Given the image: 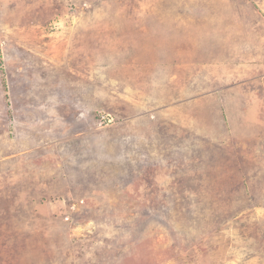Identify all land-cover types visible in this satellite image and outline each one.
Here are the masks:
<instances>
[{"label": "rangeland", "instance_id": "rangeland-1", "mask_svg": "<svg viewBox=\"0 0 264 264\" xmlns=\"http://www.w3.org/2000/svg\"><path fill=\"white\" fill-rule=\"evenodd\" d=\"M263 78L264 0H0V264H264Z\"/></svg>", "mask_w": 264, "mask_h": 264}, {"label": "crops", "instance_id": "crops-1", "mask_svg": "<svg viewBox=\"0 0 264 264\" xmlns=\"http://www.w3.org/2000/svg\"><path fill=\"white\" fill-rule=\"evenodd\" d=\"M263 80L264 78L258 82H262ZM257 89L258 93L250 94V96H248L247 106H250V109H248L245 117H248L249 119H264V85L257 84ZM243 104L246 105V101H243ZM253 105H255V111L253 110ZM242 111L243 110H241V112Z\"/></svg>", "mask_w": 264, "mask_h": 264}, {"label": "trees", "instance_id": "trees-1", "mask_svg": "<svg viewBox=\"0 0 264 264\" xmlns=\"http://www.w3.org/2000/svg\"><path fill=\"white\" fill-rule=\"evenodd\" d=\"M27 103V102H26Z\"/></svg>", "mask_w": 264, "mask_h": 264}]
</instances>
